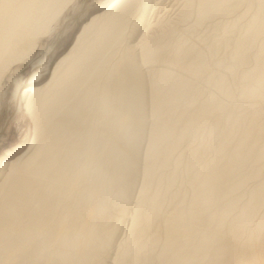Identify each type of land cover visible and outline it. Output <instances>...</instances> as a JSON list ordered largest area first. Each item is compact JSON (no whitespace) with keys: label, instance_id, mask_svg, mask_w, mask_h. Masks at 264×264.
Returning <instances> with one entry per match:
<instances>
[{"label":"bare ground","instance_id":"bare-ground-1","mask_svg":"<svg viewBox=\"0 0 264 264\" xmlns=\"http://www.w3.org/2000/svg\"><path fill=\"white\" fill-rule=\"evenodd\" d=\"M77 1L0 0L3 126L34 128L0 264H264V0H111L22 79Z\"/></svg>","mask_w":264,"mask_h":264},{"label":"rangeland","instance_id":"rangeland-1","mask_svg":"<svg viewBox=\"0 0 264 264\" xmlns=\"http://www.w3.org/2000/svg\"><path fill=\"white\" fill-rule=\"evenodd\" d=\"M110 1L111 0H78L77 4L69 7L66 10L65 15L61 18L59 28L56 30V32H53L51 35L43 39L42 42V47L45 48V51L46 49L55 46L57 53L46 52V56L43 58V61L40 64L28 66L20 71L21 78L26 80L30 78L35 71L42 74L45 70V66L49 63H52L68 48L76 29L80 25V17L87 12H93L95 9L106 5ZM222 45L219 53L214 55L215 58H213L214 56L212 57V61L216 60L218 56H225L224 47ZM14 69L17 70L18 66H16ZM11 73L6 74L0 86V99L2 105V121L0 123V160L13 156L24 149L34 137L33 123L30 121L29 116L26 115L25 112L19 113L14 121H12L8 126H3L5 117L10 114L13 109L11 98L15 90V84L13 82ZM43 75L44 74L41 76ZM46 78L47 75H44L42 80H45ZM237 91L235 96L238 98L239 91Z\"/></svg>","mask_w":264,"mask_h":264}]
</instances>
